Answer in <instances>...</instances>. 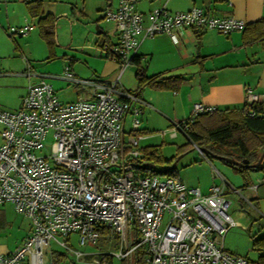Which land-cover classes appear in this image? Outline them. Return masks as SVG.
<instances>
[{
	"label": "built area",
	"instance_id": "1",
	"mask_svg": "<svg viewBox=\"0 0 264 264\" xmlns=\"http://www.w3.org/2000/svg\"><path fill=\"white\" fill-rule=\"evenodd\" d=\"M103 18L113 23L117 36L107 48L118 64L113 79L79 77L66 65L62 76L84 92L80 98L60 100L52 84L39 75L29 81L17 109L0 108V205L10 203L33 226L23 243L0 253V264H45L51 241L76 259L88 257L92 264H107L108 257L135 264L131 255L137 250L143 264H251L224 246L227 229L240 224L229 213L224 184H212L203 192L176 176L135 171L133 162L144 158V102L120 86L143 39L166 34L177 42L180 29H215L227 35L246 22L200 6L171 11L163 5L144 16L134 0H118ZM30 28L27 23L8 30L22 35ZM245 100L261 101V96L246 85ZM213 110V105L195 102L191 114ZM173 125L172 135L187 128L182 121ZM48 132L52 141L46 147ZM259 181L264 182V174ZM100 227L115 232L119 250L85 253L59 238L76 234L81 246L97 244Z\"/></svg>",
	"mask_w": 264,
	"mask_h": 264
},
{
	"label": "crops",
	"instance_id": "2",
	"mask_svg": "<svg viewBox=\"0 0 264 264\" xmlns=\"http://www.w3.org/2000/svg\"><path fill=\"white\" fill-rule=\"evenodd\" d=\"M27 1L0 0V56L3 55L1 44L4 40V31L9 26H22L30 23V30L34 25L38 27V18L32 17L28 12ZM41 1L43 12L54 17L55 40L57 24L60 28L67 26L66 19L61 16H68L71 21H77L70 24V31L71 34L75 30L82 34L83 43H58L61 47L66 49L87 47L89 45L86 42L87 34L90 36L92 28H95V43L103 49L108 43L107 39L111 46L116 42L114 25L104 20L103 15L107 9L115 8L118 0ZM163 5L171 11L200 6L216 15H232L246 23L264 18V0H134L135 8L144 16L152 8ZM177 38L176 42L166 34H157L143 39L138 46L136 53L147 75L182 76V82L177 90L144 85L139 92V97L144 102L140 106L142 113L149 111L151 115L156 112L167 122H177L190 116L195 102L213 105L219 109L240 107L246 101V85L261 96V101H264V37L246 40L242 28L233 30L227 35L215 29H180L177 32ZM107 48L106 46L103 56L100 55L106 60L101 63L99 71L93 70L91 77L97 76L104 80H111L116 76L118 64L111 58ZM75 58V55L71 56L69 62L66 63L72 69V60ZM131 64L134 69H130V72L125 75L123 72L126 78L120 85L127 90H134L138 86L136 65ZM151 64L153 71L148 73L147 68ZM36 76L39 77V75ZM131 79L132 83L126 85L125 81L128 82ZM146 119L145 125L141 123L144 132L155 126L152 124L151 117L150 119L146 117ZM208 161L209 165H187V167L196 169L198 174L194 172L193 175V173L182 171L183 175L181 174L178 178L188 186L199 187L203 192H207L212 184H224L226 197L230 200V204L233 199L230 195L237 197L239 207H233L234 212L231 216L239 223L243 217H248L247 213L251 209L264 217V182L257 179L260 178L259 175L250 171V180L245 183V179L233 167L229 168L220 163L218 167L215 162ZM202 169L204 170L203 179L200 178ZM254 185L255 188H253ZM8 251L11 250L0 248V253Z\"/></svg>",
	"mask_w": 264,
	"mask_h": 264
},
{
	"label": "rangeland",
	"instance_id": "3",
	"mask_svg": "<svg viewBox=\"0 0 264 264\" xmlns=\"http://www.w3.org/2000/svg\"><path fill=\"white\" fill-rule=\"evenodd\" d=\"M61 17L66 19L67 26L60 28L57 24V37L56 40L54 39L55 45L53 46V50H49L48 44L40 36L36 25H34L27 34L22 35H10L8 28L4 31V40L1 44L3 55L0 56V108L17 109L20 106L22 96L26 91L29 81L40 78L36 76V74L43 75L45 80L52 84L60 100L68 102L80 98L84 92L79 88L77 89L73 83L62 76L65 66L67 65L66 63H68L71 56L74 55L76 58L72 60L73 69L71 68L73 73L75 72L79 77L83 78L97 77H91L93 70L99 71L101 63H103L106 58L100 56H103L105 52L104 49L100 47L99 44L95 43V28H92L90 36L87 34L86 42L89 44L87 47L82 46L66 49L61 47L58 43H83L81 39L83 35L76 30L74 32L72 31L71 34L70 24L77 21H71L68 16ZM72 36H74L73 40H71ZM51 53L52 56L50 57ZM154 60L156 61V59ZM152 64H154V62ZM152 64L149 67L147 65L148 73L153 71ZM130 69H134L132 64L126 67L124 75L130 72ZM124 75L123 73L121 75L122 83H124V79L126 78ZM130 83H132V79L128 82L127 80L125 81L126 85ZM146 117L149 119L151 117L152 124L155 126L144 132L145 137L140 140V145H154L158 155L164 159L170 158L178 152V155H181V157L178 159L176 165L177 177L180 178V175L183 173L182 171L193 173V175L194 172L198 174L196 169L194 170L187 167V165H209L210 163L208 160L215 162L217 165L220 163L229 168L233 167L231 164L225 163L221 159L214 157L208 158L206 155H203L199 148L181 131L177 130L176 134L172 135L174 127L173 122H167L159 113L154 112L150 115L149 111L143 113L141 111L140 119L143 125L146 123ZM130 123L131 118L130 115H128L125 123L126 129L130 127ZM51 138L52 134L48 132L44 141L46 147L50 146L52 141ZM162 167L163 165L161 164L157 165L159 169ZM201 172L202 177L200 178L203 179L204 170L202 169ZM252 173L260 177L262 170H255L252 171ZM193 175L191 174V176ZM230 196L231 199L232 197L233 199L229 207V213L233 215V207L237 208L239 205L236 200L237 197H235V195ZM247 216V218L243 217L240 224L231 225L227 229L223 237V243L225 248L233 254L247 257L251 264H259L258 259L261 254H264V248L255 246L253 241L257 238L264 237V217L254 209H251L247 213ZM32 229L33 226L29 217L17 213L10 203L0 205V248L2 250L15 249L16 246L23 243ZM129 237L130 244H133L135 237L134 230L130 231ZM59 238L65 245H69L85 253L99 252V249L110 252L119 250V238L111 229H106L101 232L97 244L89 243L81 246L77 241L76 234H71L69 238L62 236ZM131 262H134L133 253L131 255ZM45 264L92 263L90 259L85 256L81 259H76L63 246L51 241L49 249L45 252ZM110 264H125V262L115 257L112 258Z\"/></svg>",
	"mask_w": 264,
	"mask_h": 264
},
{
	"label": "trees",
	"instance_id": "4",
	"mask_svg": "<svg viewBox=\"0 0 264 264\" xmlns=\"http://www.w3.org/2000/svg\"><path fill=\"white\" fill-rule=\"evenodd\" d=\"M41 0H28L27 8L32 17L38 18L39 34L48 44L49 50H53L54 43V17L49 13H44L41 8ZM245 39H257L264 37V18L246 23L243 27ZM107 47L111 45L107 39ZM52 56V53L50 57ZM131 63L136 65V77L138 86L134 90L139 96V92L144 85H149L160 89L177 90L182 82L180 75L160 76L158 74L147 75L144 67L140 63L137 53L132 57ZM187 124L184 134L198 148L203 149V154L208 158L215 157L225 163L231 164L238 171L245 183L250 180L249 172L264 171V160L257 166L253 164L258 160L262 149H264V101H253L245 103L240 107L219 109L212 112H204L196 115L190 114L181 120ZM144 158L134 161L135 171L140 175H171L177 177L176 166L167 169L166 167L179 154L178 152L170 158H162L158 155L154 145L141 147ZM224 157L236 160L248 159L247 163L241 165L232 164ZM161 164V169L157 165ZM102 232L105 228H99ZM257 247L264 248V237L253 241ZM53 252V251H51ZM61 255V254H60ZM135 264H143V255L140 250L134 253ZM110 264L111 258H107ZM259 264H264V254L259 256Z\"/></svg>",
	"mask_w": 264,
	"mask_h": 264
},
{
	"label": "water",
	"instance_id": "5",
	"mask_svg": "<svg viewBox=\"0 0 264 264\" xmlns=\"http://www.w3.org/2000/svg\"><path fill=\"white\" fill-rule=\"evenodd\" d=\"M199 150L203 151V149L199 148ZM181 157V155H178L171 164H169L166 168L170 169L174 166L177 165L178 159ZM225 160L229 161L232 164H236V165H241L243 163H247L248 159L244 158L243 160H236L234 158H230V157H224ZM264 160V149H262V152L258 158V160L253 164V166H257L259 163H261V161Z\"/></svg>",
	"mask_w": 264,
	"mask_h": 264
}]
</instances>
